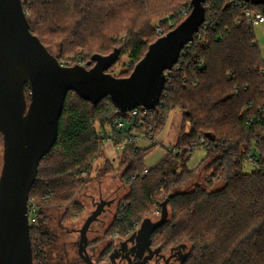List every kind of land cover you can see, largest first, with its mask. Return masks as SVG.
Wrapping results in <instances>:
<instances>
[{"label":"trees","instance_id":"16d2710c","mask_svg":"<svg viewBox=\"0 0 264 264\" xmlns=\"http://www.w3.org/2000/svg\"><path fill=\"white\" fill-rule=\"evenodd\" d=\"M21 2L32 34L48 51L51 53L52 47L59 46L64 57L71 54L66 60L56 57L66 67L94 66V62L88 66L94 55L109 54L95 53L89 59L79 52L99 44V47L111 44L112 52L120 50L118 62L108 73L124 56L135 67L150 45L160 38L155 29L154 40L147 46L132 34L115 41L114 35H110L115 32L119 17H125L134 8L148 12L156 0ZM191 2L179 0L163 16L168 17L160 22L163 34L172 31L170 23L177 28L190 15ZM204 6H209L205 19L211 25L209 43L203 47L196 44L180 57V63H184L174 73L173 89L162 100L165 106L157 108L145 127L147 136L152 135L155 141L171 112L181 109L186 111L184 129L172 149L147 173L146 158L156 143L144 149L127 146L121 154L122 178L133 191L118 206L113 232L119 236L134 232L145 213L160 214L162 203L171 194L182 193L170 200L171 216L159 236L168 246L192 245L184 264H264V171L247 172L243 157L252 152L264 158V123L256 119L254 124H248L257 117V109L264 107V60L254 29L246 23L241 26L236 23L243 16L242 8H228L224 0H206ZM255 8L264 14V5ZM132 71L118 78L129 77ZM29 89L26 86L25 92ZM62 115L56 145L41 160L30 192V198L40 208L38 224L30 229L34 264H51L45 250L51 234L43 206L68 202L91 182L93 161L103 152L96 125L110 127L117 117L123 116L109 98L93 105L75 92L67 94ZM188 122L192 126L187 127ZM198 135L209 136L210 142L203 159V163L212 161L206 189L180 191L195 175V170L189 167L194 152L184 150L191 147ZM216 184L223 186L212 191ZM77 206L76 202L67 204V212Z\"/></svg>","mask_w":264,"mask_h":264},{"label":"water","instance_id":"95a60500","mask_svg":"<svg viewBox=\"0 0 264 264\" xmlns=\"http://www.w3.org/2000/svg\"><path fill=\"white\" fill-rule=\"evenodd\" d=\"M264 5V0H242ZM206 0H192L190 15L148 48L129 77L108 71L120 50L94 55L91 68L59 63L32 34L21 0H0V133L4 143L0 176V264H34L28 201L40 162L56 145L59 120L69 92L99 104L109 98L120 113L137 107L155 109L164 91L165 72L172 70L181 52L206 19ZM30 88V103L25 88ZM207 137V136H206ZM209 138V136L207 137ZM171 194L161 205L159 221L143 220L138 239L150 243L153 232L168 222ZM114 201L101 200L79 230V254L85 256L88 231Z\"/></svg>","mask_w":264,"mask_h":264},{"label":"rangeland","instance_id":"374dc122","mask_svg":"<svg viewBox=\"0 0 264 264\" xmlns=\"http://www.w3.org/2000/svg\"><path fill=\"white\" fill-rule=\"evenodd\" d=\"M179 0H156L154 7L148 12L153 13L151 15L148 12L143 13L142 8H134L125 17H119L115 23V32L110 35H114V41L119 39H126L130 34L133 35L137 41L144 42L147 46L153 42L155 36V29L161 27V20L169 10H172L174 6L178 5ZM182 2V1H180ZM190 5V4H189ZM150 23V27H149ZM162 28V27H161ZM129 29H132L128 31ZM254 32L258 42V47L261 51L262 58L264 60V24L256 25ZM135 36V37H134ZM94 46L92 49H84L79 53H83L86 58L90 59V56L95 53L109 54L112 52L110 45L99 47ZM51 53L58 58L66 60L71 54H67L64 57L59 46L52 47ZM86 67L85 65H80ZM132 60L128 56H124L120 62L110 74L118 77V75H124L126 72L134 70ZM133 72V71H132ZM28 105L30 103V89L25 93ZM186 111L181 109L174 110L171 112L166 126L161 131L155 142L157 146L148 154L146 158L147 168L155 167L165 157L167 150L172 149L175 145L181 131L184 129L183 116ZM186 124L187 127L192 126L190 122ZM99 124L96 125L98 127ZM152 143L143 142L140 144L141 148H150ZM106 147L96 161H93V172L91 174V182L71 198L68 202H61L60 206L51 205L45 203L42 208L44 216L47 218L48 230L51 234L49 245L45 246V250L51 259V264H80L77 254L76 243L79 242V230L82 228L84 222L96 209V205L101 201H114V205L106 208V211L100 216L98 220L110 222L116 219L118 206L121 202H124L130 197L132 190L131 185L124 181L122 178V168L119 166L121 154L118 153L116 157L113 154L107 152ZM4 157V143L3 137L0 133V176L3 167ZM110 157V158H109ZM114 159H113V158ZM206 157V153L203 150H196L193 157L190 159L189 167L195 170V175L192 181L183 186L180 191L191 192L195 188H205L207 177L211 173L209 166L211 165V159L203 163V159ZM179 163V162H178ZM46 168V167H44ZM103 170L102 172H99ZM107 171V173H106ZM223 184H216L212 191L219 190ZM210 190V189H209ZM76 202L77 208L67 212L66 205ZM48 205V206H47ZM47 206V207H46ZM68 213V214H67ZM170 208H169V219H170ZM160 214L156 213H145L141 221L150 218L152 220L158 219ZM141 222V223H142ZM98 223V222H97ZM96 222L92 225V228L98 226ZM188 244V243H187ZM190 251L192 245L188 244Z\"/></svg>","mask_w":264,"mask_h":264},{"label":"built area","instance_id":"2783aa9c","mask_svg":"<svg viewBox=\"0 0 264 264\" xmlns=\"http://www.w3.org/2000/svg\"><path fill=\"white\" fill-rule=\"evenodd\" d=\"M224 4L228 8H242L243 16L237 20L238 22H236L238 26L246 23L249 27L254 29L256 25L264 24L263 12L256 10L255 5H253L251 2H244L242 0H224ZM207 8H209V6L206 7V9ZM185 14L186 13H183V16ZM169 28L171 30H174L175 23H170ZM210 28L211 25L209 23H206L205 20L198 33L194 35L192 41H190L186 45L185 49L182 50L180 57L182 55L188 54L190 52V49H192L191 47L196 44L202 47L206 46L209 43L208 33ZM226 32L228 33L229 31L226 30ZM156 34L160 38L167 35L163 34V30L161 27L156 28ZM221 40L222 39H220V41ZM178 62L179 63L173 66L172 70L165 72L166 83L164 85V91L162 92L159 103L157 104L155 109L149 110L145 107H137L127 113H121V115L123 116L117 117L114 120L113 125L110 127H102L100 125L96 127V135L98 141L103 144V149L107 146H113V150L117 154H122L127 146L135 145L136 147H140V144L143 142L154 144L155 141L152 135L147 136L148 133H146L145 127L149 118L151 119L157 108L165 106L162 100L167 98L169 92L173 89L172 81L174 73L175 71H179L184 63L183 61L182 63H180V58ZM262 73L264 74V69ZM249 108L251 109V106H249ZM161 118H163V116H161ZM256 119L257 121L264 123V107H259L257 109V117H253L252 119H250L248 124H254ZM187 124L189 125V123ZM209 145L210 142L208 138H206L204 135H198L197 139L191 143V147L186 148V150L184 151L191 153L195 152L198 149H201L206 153V151L210 148ZM135 151H137V149ZM178 154H181V152H178ZM243 157L247 172L256 170L264 171V158H262L260 155L251 152L249 154H244ZM148 171L149 168L145 169V173H147ZM38 213H40V208L37 205V201L29 197L28 218L30 228L31 226L38 224ZM135 227L137 228L138 224H136Z\"/></svg>","mask_w":264,"mask_h":264},{"label":"flooded vegetation","instance_id":"af4514ba","mask_svg":"<svg viewBox=\"0 0 264 264\" xmlns=\"http://www.w3.org/2000/svg\"><path fill=\"white\" fill-rule=\"evenodd\" d=\"M97 222L98 226H91L87 234L88 246L85 256L92 264H184L188 259L190 248L187 243L168 246L165 239H161L159 234L164 231L163 226L153 232L150 243L147 244L136 236L141 223L134 232L128 231L125 236H119L118 232H113V221ZM79 242L76 243L79 262L88 264L80 257Z\"/></svg>","mask_w":264,"mask_h":264},{"label":"crops","instance_id":"0c3cea01","mask_svg":"<svg viewBox=\"0 0 264 264\" xmlns=\"http://www.w3.org/2000/svg\"><path fill=\"white\" fill-rule=\"evenodd\" d=\"M257 44H258V42H257ZM259 46V45H258ZM104 152H106V154H107V152L109 153V152H111V154H113V156L114 157H116V155H117V153L113 150V146H107L106 147V151H104ZM109 155H110V153H109ZM110 158V157H109ZM113 158V157H112ZM114 159V158H113Z\"/></svg>","mask_w":264,"mask_h":264}]
</instances>
